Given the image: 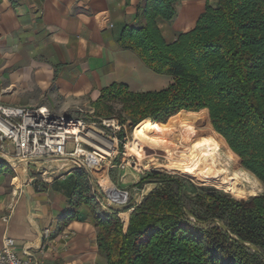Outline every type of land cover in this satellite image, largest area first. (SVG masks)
Wrapping results in <instances>:
<instances>
[{
    "label": "trees",
    "instance_id": "16d2710c",
    "mask_svg": "<svg viewBox=\"0 0 264 264\" xmlns=\"http://www.w3.org/2000/svg\"><path fill=\"white\" fill-rule=\"evenodd\" d=\"M121 43L173 79L158 92L121 85L103 92L104 102L124 104L129 130L148 119L168 126L183 113L205 112L214 137L264 186V0H221L172 44L154 26L127 27ZM149 175L156 187L127 227L117 212L93 204L106 264H264V193L236 200L179 177Z\"/></svg>",
    "mask_w": 264,
    "mask_h": 264
},
{
    "label": "crops",
    "instance_id": "0c3cea01",
    "mask_svg": "<svg viewBox=\"0 0 264 264\" xmlns=\"http://www.w3.org/2000/svg\"><path fill=\"white\" fill-rule=\"evenodd\" d=\"M220 1L0 0L1 102L72 115L76 107L98 112L111 106L102 95L115 85L132 93L167 89L172 77L155 73L123 47L125 29L154 26L172 44ZM170 9L172 18L159 14ZM5 167L0 169V251L8 235L35 264H106L85 174L40 181L32 166ZM119 173L123 187L138 184L139 175L128 169ZM9 215L6 225L3 218ZM48 229L57 235L45 240Z\"/></svg>",
    "mask_w": 264,
    "mask_h": 264
},
{
    "label": "built area",
    "instance_id": "2783aa9c",
    "mask_svg": "<svg viewBox=\"0 0 264 264\" xmlns=\"http://www.w3.org/2000/svg\"><path fill=\"white\" fill-rule=\"evenodd\" d=\"M76 110L81 111L80 107H76ZM88 114L93 116L89 117V121L84 117L60 114L45 108L4 105L0 99V157L13 168L19 165L36 166L40 161L56 163L66 160L88 177L92 195L101 211L113 213V207H129L132 195L111 179V171L124 172L130 167L147 175L153 170L138 165L136 157L127 159L126 153L121 152L120 143L126 146L129 140L124 124L115 118H97L93 110ZM68 146H72L73 151L68 152ZM120 155L124 159L116 164ZM47 174L44 172L43 176ZM104 180H108L110 185L105 186ZM34 181L35 178L30 179L29 184ZM117 213L126 226L124 214ZM10 220L11 215L3 218L6 225ZM56 235L57 230L48 229L43 238L49 240ZM0 264H35V261L29 252L21 253L16 240L7 235L0 251Z\"/></svg>",
    "mask_w": 264,
    "mask_h": 264
},
{
    "label": "rangeland",
    "instance_id": "374dc122",
    "mask_svg": "<svg viewBox=\"0 0 264 264\" xmlns=\"http://www.w3.org/2000/svg\"><path fill=\"white\" fill-rule=\"evenodd\" d=\"M82 111L84 113L81 111H76L77 113H73L72 115L77 116V117H84L88 121H89V117H93V116H90L88 114L89 110H82ZM102 115H105L106 118L102 117ZM183 115H184V113L181 114L179 117L177 116L178 118L175 117L176 119H174V120L177 122H175L173 120L167 126L170 128V131L172 134L170 144H167V145L163 144L162 145L160 143H156L154 140H149L148 144H146L147 148H145L144 150H141V149L137 150L135 157H137V159H138L137 160L138 165L146 167V168H148V170H153L151 172H157V173L165 174L168 176L182 178L185 181L194 185L196 188L205 189V190L220 191L226 195H229L230 197H232L236 200L248 199L250 197L259 196V195H262L264 193V186L258 180V178L256 176H254L248 170L244 169L241 165L240 160L235 158L234 156H232L228 152V150L225 149L222 146V144L214 137V134L211 131V127L209 125V123H210L209 118L210 117L208 118V115L205 112L197 114V118L199 117L198 120L200 121L201 125H203V128H201L199 126H197L196 128H194V127L184 128L183 123H182V119H184L185 117ZM95 117L103 118V119L115 118V119L119 120L122 124H124L127 128L126 132H128V135H129V140L127 142V145H128V143L132 139V132L135 128L132 130H129V126L132 124V121L128 118V116L125 112V107H124L123 103L117 101V102H114L111 106H107L106 108H103L101 110L98 109V112H95ZM124 120H126V122H124ZM180 126H182V127H180ZM123 133H124V130H123ZM206 138H209L212 141H215L216 145L220 149V156L218 157V162H219L218 167L219 168H223V167L227 168V169H229V171L231 173L238 172L239 174H243V172H244L245 175L243 174L244 175L243 178L247 179V180H246V183L242 182V187L246 190H251V187L254 186V188L257 189L258 193L248 192V193L242 194V195H236V194L233 195V194L226 192L220 188H217V186L215 184H203V183L199 182L197 179H193V178L188 177V176H183L179 173L166 172L170 169V166L172 165L173 160H177V161L178 160L179 161L185 160V158L189 157V155L182 154V153L187 152L188 149L192 148L196 142L201 141L202 139H206ZM127 145L125 146V144L120 143L119 147H120V150L122 153L123 152L126 153V156L128 159L129 157H132V156H130L127 152ZM165 150H168L169 153L165 152ZM67 151L68 152L73 151L72 146H68ZM123 159H124V156L120 155V157H118L116 159V164L121 163V161ZM159 164L162 165L161 168L157 167V165H159ZM35 165L36 166L32 165L31 170L34 172L35 176L39 177L38 180H40V181H42L44 178H45V180H49V181L51 180L52 181L56 178L61 177L62 175L66 174V173H69V172H75V173L82 174L81 170L76 165H72L70 163H66L63 166H60L55 162L40 161V162H37V164H35ZM11 169L14 171V168H11ZM127 169H128V172L131 173V171H132L133 174H135L136 176L137 175L140 176L138 184H133L130 187H125V186L123 187L122 183L120 182L122 176L120 175V173H119L120 171L118 172V170L111 171L110 176H111V179L117 185H119L121 188H123L125 190H128L131 193L132 200H133V198L136 194L137 186L144 180H150V179H148V177L150 176L149 175L150 173L145 175V174L138 173L136 170H134V168L128 167ZM5 170H6V167H4L3 171H5ZM157 170H159V171H157ZM239 170L241 171V173ZM44 172H47L48 174L46 176H43ZM99 176H102V174H99ZM84 181L86 182L85 179H84ZM90 186H91V184H90ZM148 188L152 189V187H148ZM86 189L88 190L87 184H86ZM151 189H150V191H151ZM145 191L147 192L146 188H145ZM145 191H144V194H145ZM88 195L91 198V200H93L92 203L97 205L98 209L101 210L97 201L94 199V197L92 195V186L89 187ZM237 197H245V198H237ZM140 200H142V199H140ZM138 204H139V202H138ZM132 212H133V209H126L125 211L121 212V214H124L123 218H126V221L128 222V224H129L130 216H131ZM128 215H129V217H128Z\"/></svg>",
    "mask_w": 264,
    "mask_h": 264
},
{
    "label": "bare ground",
    "instance_id": "6f19581e",
    "mask_svg": "<svg viewBox=\"0 0 264 264\" xmlns=\"http://www.w3.org/2000/svg\"><path fill=\"white\" fill-rule=\"evenodd\" d=\"M183 116L185 117L182 119L184 128H196L197 126L203 128V125H201L200 121L198 120L199 117L197 118V114L184 113ZM171 137L172 134L169 127L158 125L152 122L150 119L145 120L133 130L132 139L127 145V152L130 156L135 157L138 149L144 150L147 148L146 144H148L149 140H154L156 143L167 145L170 144ZM165 152L169 153L168 150H165ZM182 154L189 155V157H186L185 160L180 161L173 160L170 169L166 172L179 173L183 176L197 179L203 184H215L217 188H220L233 195H242L248 192L258 193L254 186L251 187V190H246L242 187V182L246 183L247 180L243 178L245 175L243 171L242 172L244 175L239 174L238 172L231 173L227 168L218 167L220 149L216 145L215 141H212L209 138L202 139L201 141L196 142L192 148L188 149L187 152H183ZM56 163L60 166H63L66 164V160L58 161ZM161 166V164L157 165L158 168H161ZM103 184L105 186L110 185L108 180H104Z\"/></svg>",
    "mask_w": 264,
    "mask_h": 264
},
{
    "label": "water",
    "instance_id": "95a60500",
    "mask_svg": "<svg viewBox=\"0 0 264 264\" xmlns=\"http://www.w3.org/2000/svg\"><path fill=\"white\" fill-rule=\"evenodd\" d=\"M0 163L10 165V163L6 159H4L2 157H0ZM151 185H156L155 181H152V180H144V181H142L138 185V187L136 189V194H135V196H134V198H133V200H132V202H131L129 207L121 208V209L113 207V208H111V210L114 211V212H123L126 209H133L138 204L140 199H143L144 197H146L152 191V190L151 191H147V193L144 194L146 186H151ZM222 228L225 229L224 226H222ZM243 244H245V246H247L248 248H250V249H252L254 251H257L256 247H254V246H252L250 244H246V243H243Z\"/></svg>",
    "mask_w": 264,
    "mask_h": 264
}]
</instances>
